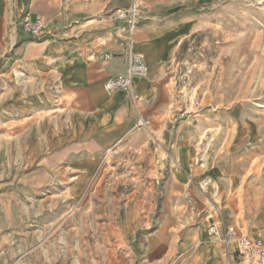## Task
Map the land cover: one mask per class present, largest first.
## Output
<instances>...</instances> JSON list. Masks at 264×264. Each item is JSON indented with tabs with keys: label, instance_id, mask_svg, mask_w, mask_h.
Returning <instances> with one entry per match:
<instances>
[{
	"label": "rangeland",
	"instance_id": "obj_1",
	"mask_svg": "<svg viewBox=\"0 0 264 264\" xmlns=\"http://www.w3.org/2000/svg\"><path fill=\"white\" fill-rule=\"evenodd\" d=\"M181 3L162 116L107 151L77 193L65 176L28 191L23 137L57 107L27 77H0V264H235L212 221L264 228V0Z\"/></svg>",
	"mask_w": 264,
	"mask_h": 264
},
{
	"label": "crops",
	"instance_id": "obj_2",
	"mask_svg": "<svg viewBox=\"0 0 264 264\" xmlns=\"http://www.w3.org/2000/svg\"><path fill=\"white\" fill-rule=\"evenodd\" d=\"M142 1L131 49L144 57L149 69L146 78L134 80L137 106L149 120L154 111L163 114L166 58L162 51L177 26L171 18L173 4L195 8L208 0ZM129 4L130 0H0V77H27L29 90L44 87L53 98L47 102L57 107L44 120L32 123L23 137L21 171L27 172L28 191L48 182L53 187L52 182L60 181L57 177L65 176L64 180L72 179L69 188L77 193L107 151L131 141L135 104L127 93H108L103 87L109 77L126 71L128 34L115 20V11ZM25 12L45 20L42 38L20 32ZM39 101L40 97H30L28 111L41 107ZM189 236L191 252L198 232ZM227 256L234 260L232 253Z\"/></svg>",
	"mask_w": 264,
	"mask_h": 264
},
{
	"label": "built area",
	"instance_id": "obj_3",
	"mask_svg": "<svg viewBox=\"0 0 264 264\" xmlns=\"http://www.w3.org/2000/svg\"><path fill=\"white\" fill-rule=\"evenodd\" d=\"M140 10V0H130L126 9L115 11V20L123 24L124 30L128 34L130 49L126 56V71L124 74L109 77L103 87L108 93L122 91L127 93L137 112L135 130L150 133V121L146 119L137 106V98L134 93V80L146 78L148 68L144 57L131 49L134 40V33L137 28ZM20 32L31 39L42 38L46 29L45 20L39 16L25 12L20 22ZM198 106V99L189 101V110L192 111ZM246 220L247 217H244ZM208 234L220 237L227 255L231 254V248L237 253V263L235 264H264V228L255 231L253 236L237 233V229L232 226L223 225L221 221L212 223L208 227Z\"/></svg>",
	"mask_w": 264,
	"mask_h": 264
},
{
	"label": "bare ground",
	"instance_id": "obj_4",
	"mask_svg": "<svg viewBox=\"0 0 264 264\" xmlns=\"http://www.w3.org/2000/svg\"><path fill=\"white\" fill-rule=\"evenodd\" d=\"M148 68V67H147ZM149 70V69H148ZM205 183V181H203Z\"/></svg>",
	"mask_w": 264,
	"mask_h": 264
}]
</instances>
